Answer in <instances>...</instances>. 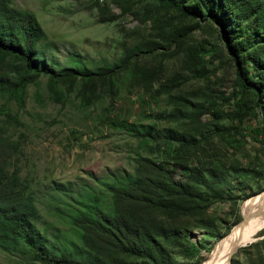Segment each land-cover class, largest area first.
Listing matches in <instances>:
<instances>
[{"label":"rangeland","instance_id":"1","mask_svg":"<svg viewBox=\"0 0 264 264\" xmlns=\"http://www.w3.org/2000/svg\"><path fill=\"white\" fill-rule=\"evenodd\" d=\"M12 2L33 11L45 38L55 43L47 54L48 60L62 66L71 54L78 53L83 63L92 68L127 63L116 69L112 85L98 79L91 86L77 81L62 100L49 90L46 75L27 85L22 102L11 94L0 96V132L20 142L9 166L28 181L26 192L41 190L51 180L80 182L83 178L96 184L94 177L107 176V171H133L135 159L141 155L175 163V179H184L183 165H197L209 175L210 166L219 161L212 166L216 167L212 177L226 176L230 182L234 176L225 172L231 163L257 166L261 177L246 182L250 184L245 197L240 189L236 191L238 195L229 192L223 198L203 201L187 212L156 217L168 227L180 228L184 239L199 245V253L193 256L186 255L180 246L170 245L178 264H206L239 225L246 203L258 198L257 192L263 191L260 196L264 195V144L255 141L251 131L260 126L257 117L248 114L244 118L246 136H240L241 144L235 148L217 136L184 149L177 143H144L112 126L111 120L118 117L154 123L157 127L193 130L196 123L188 119L154 117L156 112L171 110L176 97L181 95L197 103V107L208 99L206 107L201 108L207 111L197 112L198 119L211 124L212 105L223 109L220 121L224 125L233 123L231 115L236 102L243 100L231 95L235 62L219 37V24L212 19L198 21L183 16L157 0L133 1L131 6L105 0ZM149 40L162 44L149 49ZM129 50L137 54L124 61ZM194 63H205V67L196 74ZM200 72L204 74L199 75ZM244 100L249 103V96ZM3 110L14 119L5 116ZM199 135L200 132L197 138ZM260 137L264 139V134ZM89 171L94 176H89ZM46 201V197L35 201L42 218L56 220L43 206ZM57 224L79 243L68 223ZM233 260L234 264H264V225L253 230L251 239L237 248L229 264ZM0 264L43 263L23 252L0 248Z\"/></svg>","mask_w":264,"mask_h":264},{"label":"trees","instance_id":"2","mask_svg":"<svg viewBox=\"0 0 264 264\" xmlns=\"http://www.w3.org/2000/svg\"><path fill=\"white\" fill-rule=\"evenodd\" d=\"M105 1L131 6L133 1L142 0ZM157 1L183 16L198 21L212 19L219 24V37L235 62L231 95L243 102H236L231 115L234 122L229 125L220 121L223 109L212 105L213 122L198 119L197 112L207 111L201 108L206 107L208 99L197 107V103L181 95L171 110L156 112L154 117L188 119L196 123L193 130L157 127L118 117L111 120V125L144 143H177L184 149L217 136L235 148L241 144L240 136H246L243 120L252 114L260 123L251 129L253 139L264 144L260 137L264 134V0ZM54 44L45 38L33 11L16 6L12 0H0V96L11 94L22 102L27 85L46 75L49 90L62 100L77 81L91 86L98 79L112 85L116 69L127 65L113 63L92 68L74 53L66 65L60 66L47 59ZM161 44L149 40L147 47L155 49ZM136 54L129 50L124 61ZM202 67L205 63H194V72L197 74ZM246 96L249 103L244 100ZM2 113L14 119L8 111ZM197 124L206 126L200 128ZM19 145L18 140L0 132V248L23 252L43 264H178L170 245L182 247L190 256L199 253V245L184 239L180 228L168 227L156 217L184 213L229 192L238 195L236 191L240 189L245 197L250 184L246 182L261 177L257 166L231 163L225 173L231 172L234 180L230 182L226 176L217 179L212 177L216 168L212 166L218 161L210 166L209 175L197 165H183L184 179H175V163L141 155L136 157L133 171H107V176L94 177L97 185L83 178L80 182L51 180L41 190L26 192L28 181L9 166ZM39 196L47 198L43 206L56 220L42 218L35 203ZM57 222L68 223L80 244L63 233Z\"/></svg>","mask_w":264,"mask_h":264},{"label":"bare ground","instance_id":"3","mask_svg":"<svg viewBox=\"0 0 264 264\" xmlns=\"http://www.w3.org/2000/svg\"><path fill=\"white\" fill-rule=\"evenodd\" d=\"M262 192L256 194L258 198L246 203L245 221L235 227L231 234L222 241L206 264H229L237 248L251 239L253 230L264 225V195L260 196Z\"/></svg>","mask_w":264,"mask_h":264},{"label":"water","instance_id":"4","mask_svg":"<svg viewBox=\"0 0 264 264\" xmlns=\"http://www.w3.org/2000/svg\"><path fill=\"white\" fill-rule=\"evenodd\" d=\"M258 193V192H257ZM252 196V195H251ZM245 218H246V215L244 213H242V218L241 220L239 221V224L244 222L245 221Z\"/></svg>","mask_w":264,"mask_h":264}]
</instances>
